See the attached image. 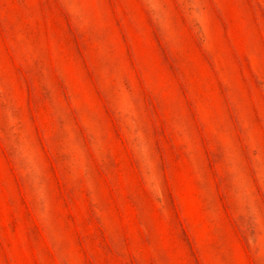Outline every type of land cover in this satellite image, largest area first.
Instances as JSON below:
<instances>
[{
    "label": "rangeland",
    "instance_id": "1",
    "mask_svg": "<svg viewBox=\"0 0 264 264\" xmlns=\"http://www.w3.org/2000/svg\"><path fill=\"white\" fill-rule=\"evenodd\" d=\"M0 264H264V0H0Z\"/></svg>",
    "mask_w": 264,
    "mask_h": 264
}]
</instances>
